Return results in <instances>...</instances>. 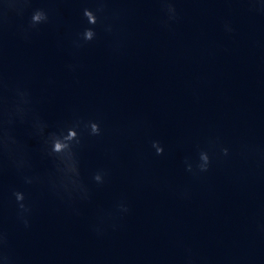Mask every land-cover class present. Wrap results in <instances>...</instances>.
Listing matches in <instances>:
<instances>
[{"label": "water", "instance_id": "water-1", "mask_svg": "<svg viewBox=\"0 0 264 264\" xmlns=\"http://www.w3.org/2000/svg\"><path fill=\"white\" fill-rule=\"evenodd\" d=\"M4 140L0 264H264V0H0Z\"/></svg>", "mask_w": 264, "mask_h": 264}, {"label": "clouds", "instance_id": "clouds-1", "mask_svg": "<svg viewBox=\"0 0 264 264\" xmlns=\"http://www.w3.org/2000/svg\"><path fill=\"white\" fill-rule=\"evenodd\" d=\"M169 11L174 13L175 9L172 7H169ZM85 16L87 17L88 21L91 24L94 25L97 23V17L91 10L85 9ZM42 20L45 22L47 20V16L42 10H37L32 17L33 26L39 24ZM94 36H95V32L92 29L85 30L84 38L86 40L91 41L94 38ZM76 127H79V124H77ZM76 127L69 128L66 135H64L63 133H61L60 135H57L55 133L51 134V136L49 137V140L52 145L51 154L64 153L66 151L72 152V149H73L72 142L75 141L77 144L80 142L78 132L76 131ZM87 127L90 128L91 135L99 136L101 134V128L97 122H94V121L89 122ZM47 142L48 141H46V143ZM153 146L156 148L157 154L163 153L164 149L160 147L158 142L154 143ZM0 150L8 153L9 155H11L13 152L12 146L8 143L7 140L0 142ZM223 152L225 155H227L228 149L227 148L223 149ZM201 160L203 161V163L200 165L201 171H207L210 165L209 155L206 152L201 153ZM22 163L23 161H20L18 163V166H20ZM101 178L102 177L99 174L95 176V179L97 181L101 180ZM15 196H16V200L19 203V207L22 210V212L28 211L26 205L23 203L25 199L24 194L22 192H16ZM24 222L27 225V221L25 220ZM2 239L3 238L0 237V240Z\"/></svg>", "mask_w": 264, "mask_h": 264}]
</instances>
